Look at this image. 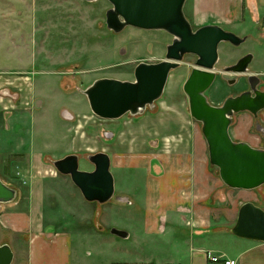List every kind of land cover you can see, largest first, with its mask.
Here are the masks:
<instances>
[{"label": "rangeland", "instance_id": "obj_1", "mask_svg": "<svg viewBox=\"0 0 264 264\" xmlns=\"http://www.w3.org/2000/svg\"><path fill=\"white\" fill-rule=\"evenodd\" d=\"M220 2L217 0H187L185 5V15L194 29L209 24L218 25L225 31L246 39L239 47L229 43H221L219 46V63L216 66L219 76L205 93L209 102L214 106H219L229 96H235L246 88V80L242 75L238 76L240 81L237 85L226 84V80L221 78L224 69L241 57L253 56L247 75L253 73L264 83V31H260V26L264 30L263 1L229 0L228 3L224 2L225 7L227 6L224 11L228 13L229 8L237 9L239 5L241 13L244 14L241 20L239 16L224 14L223 10L214 8ZM110 8L112 5L107 0L95 2L0 0V72L22 71L21 76H26L32 81L34 85L32 88L37 95V98L34 97L27 102L32 105L31 110L27 109V111L15 114L19 118L23 117L22 122L21 120L18 123L10 120L4 122V118L0 117V135L4 134L6 142L10 143L9 148H14L13 146H17L18 143H24V149L20 152L18 150L16 153L0 152V178L10 187L22 190L27 197L24 200L25 205L28 204L29 198H32L33 189H38L39 198L43 195L42 208L47 218H51L52 222L60 223V226L68 228L72 226L84 232L85 230H96L97 219L91 221L89 217L97 214V204H93V207L86 206L78 190V196L71 190L69 177L66 176L69 181L63 179L56 171L53 165L54 160L47 156L42 159L41 153L35 150L50 148L49 154L56 158L55 161L76 154L80 157V170L91 171L93 165L87 157L100 152L102 149L99 140L102 138L100 132L107 129L112 130L109 126L119 127L118 141L122 142L123 151L136 155L144 153H133V150L134 148H137V151L145 149L147 140L145 131L149 126L147 119L167 121L170 119L168 113L171 108L179 109L180 115L182 110L186 121L192 122L196 127L201 126L191 117L188 97L183 90L186 80L195 67L197 58L193 55H186L181 66L170 73L163 97L156 102L154 108H148L145 114L136 117L127 115L113 122L99 119L96 116L93 120L90 119L93 114L88 99L83 93L90 85L102 78L134 81V70L137 65L142 62L158 63L164 60L167 46L173 41V37L164 31H143L132 27L126 28L120 34H115L106 26L105 14ZM254 10L255 12H252ZM258 10L260 11L258 17L260 26L253 21L254 18L256 19L254 14ZM235 17L238 19L233 20ZM17 89H14V93H17ZM1 90L2 88H0L2 100L13 103L12 99L2 96ZM38 103L42 106L38 107ZM14 104L20 108L24 105L21 99L15 100ZM63 109L74 115V121L66 118ZM176 113L179 114V112ZM147 115H149L148 118ZM249 122L248 114L240 113L235 117V123L238 128L240 126L241 135L247 133L246 124ZM92 124L96 128L91 127ZM251 144L254 148L264 149V140L263 142L252 140ZM71 145L73 153L67 154ZM172 147L176 148V151H181L183 148L182 143L174 144ZM167 148L168 146L161 142L157 150L160 154L166 155L162 151ZM33 151L36 152L35 157H32ZM216 170L218 172V169ZM111 173L115 179V193L117 184L121 186L124 183V181L121 183L120 179H125V175L129 173V175L132 174L133 179H128L126 183L128 188L138 190V194H142L148 175L146 169L133 168L132 172L118 173L111 166ZM51 174L60 177V188L57 187L60 189L59 192H52L48 188L50 183H53L49 179L52 177ZM47 180L48 184L44 192L43 184ZM234 194L235 202L262 199L264 186L253 191H234ZM111 203H116V195ZM125 207L132 209V207ZM108 215L111 219L109 224L114 220L120 222L119 217H113L112 212ZM109 224L105 225L107 227L104 233L101 234L98 231L97 233L106 238L115 239L123 250L130 248L132 241L112 236L111 230L116 228ZM101 226L104 227V222ZM81 235L75 234L76 241L79 239L84 241L90 248L93 258H97L100 254L98 238L85 235L81 238ZM170 243L169 240L153 239L147 249L151 247H157L159 250L168 249ZM205 243L213 245L210 247L212 250H216L215 248L221 245V241L215 239ZM78 244L76 242V245ZM12 249L16 252L13 264H26V244L22 242L19 247L15 246Z\"/></svg>", "mask_w": 264, "mask_h": 264}, {"label": "crops", "instance_id": "obj_2", "mask_svg": "<svg viewBox=\"0 0 264 264\" xmlns=\"http://www.w3.org/2000/svg\"><path fill=\"white\" fill-rule=\"evenodd\" d=\"M217 1L221 2L214 8L224 11L227 7L225 3L229 0ZM262 1L264 4V0ZM229 13L231 16H239V20L244 15L239 5L237 9L229 8ZM229 13L224 11V14ZM259 16L260 11L258 10L254 14L256 19L254 18L253 21L260 26ZM238 18L235 17L233 20ZM260 31H264L261 26ZM21 72L10 70L0 72L2 96L13 101V103H8L0 97V117L4 118V122L6 120L14 123L20 120L22 122L23 117L19 118L15 114L27 111V109L31 110L32 105L27 102L34 97L37 98L32 88L34 87L32 81L26 76H21L23 75ZM15 88H18L17 93H14ZM19 99L24 104L22 108L14 104V101ZM41 106L42 104L38 103V107ZM4 110L12 112L7 113ZM178 110L171 108L168 113L170 119L167 121L147 119L149 126L145 131L147 137L145 149L137 151V148H134L133 150V153L144 152L140 155L123 151L122 142L118 141V126H109L112 130H103V127V132H100L102 138H99L102 145L100 152L111 155L112 168L118 173L132 172L133 168L146 169L148 175L142 194H138V190L128 188L126 184L128 179H133L132 174L128 173L125 179H120V182L124 181V183L121 186L117 184L116 203L110 201L99 205L89 203L83 198L86 206L93 207V204L98 206L97 214L88 216L91 221L97 219L99 225L97 224L96 230H85L84 232L72 226L68 228L60 226V223L52 222L51 218H47L44 214L43 195L39 198L38 189H33L32 198H29L27 205L24 202L27 197L22 190H18L17 201L0 204V244H9L14 248L24 242L26 244V264H100V262L102 264H215L208 260V253L234 259L238 264H264V243L241 239L232 234L240 207L246 202H253L264 209V197L244 202L234 201V191L241 190L230 189L221 181L217 170L210 165L208 147L201 126L196 127L192 122L186 121L183 118L184 112L181 110L183 114L180 115ZM62 111L65 112L67 119L74 121L75 117L72 113L64 109ZM261 115L264 119V111ZM94 116L93 114L90 119L93 120ZM233 124L230 133L232 137L237 136L233 137L234 141H245L250 145H252V140L257 141L248 133L251 127L250 122L246 124L248 131L245 135H241L240 126L237 127L235 118ZM91 127L96 128L93 124ZM88 129L91 130V128ZM161 142L168 146L165 151H162L166 155L160 154L157 150ZM177 143H182L181 151H176V148L172 147ZM9 144L4 134L0 135V152L16 153L24 149V143L13 146L15 149L9 148ZM49 149L35 151L41 153L42 159L47 156L55 161L56 158L49 154ZM72 151L73 146L71 145L67 154L73 153ZM35 156L36 152L32 157ZM51 175L49 179L53 183H50L48 188L52 192H59L60 177ZM60 176L68 181L70 179L71 190L76 196H78L77 190L81 194L70 177L67 179L64 175L60 174ZM48 180L44 183L45 186L43 184L44 192ZM125 206L132 207V209ZM109 212H112L113 217H119L120 222L114 220L109 224L111 220ZM103 222L104 227L101 226ZM106 224L126 231L129 236L123 240L132 241L131 247L123 250L115 239L101 235L105 232ZM97 231L101 234L99 235ZM75 234H82L81 238L83 235L98 238L96 240L99 241L100 254L97 258H93L90 248L84 241L81 239L76 241ZM153 239L169 240L170 248L159 250L157 247H151L147 249ZM212 239L221 241V245H218L216 250L210 248L213 245L205 243ZM85 241L89 240L85 239ZM76 242L79 244L76 245Z\"/></svg>", "mask_w": 264, "mask_h": 264}, {"label": "water", "instance_id": "obj_3", "mask_svg": "<svg viewBox=\"0 0 264 264\" xmlns=\"http://www.w3.org/2000/svg\"><path fill=\"white\" fill-rule=\"evenodd\" d=\"M95 2L97 0H85ZM112 8L106 12V26L115 34L132 27L143 31H164L173 37L166 57L158 63L142 62L134 70V81L114 78L96 80L83 93L92 113L99 119L116 121L127 115L136 117L154 108L164 95L170 73L177 70L186 55L197 58L183 90L188 97L191 117L201 124L207 143L210 165L218 169L221 181L230 189L253 191L264 186V149L246 142L234 141L230 130L236 114L248 112L254 117L264 111L261 79L249 76V91L229 97L221 106L212 105L205 93L214 84L219 63V46L235 47L246 39L225 31L218 25L194 29L185 15L187 0H107ZM252 55L243 57L224 70L223 79L234 85L239 75L248 73ZM264 134V128L259 130ZM80 157L68 155L54 161L56 171L71 178L89 203L104 205L115 195L111 158L100 152L88 156L93 170L82 171ZM19 192L0 178V204L17 201ZM111 234L127 239L128 233L112 229ZM232 234L238 238L264 243V209L253 202L244 203L238 213ZM15 253L9 244H0V264H13Z\"/></svg>", "mask_w": 264, "mask_h": 264}, {"label": "flooded vegetation", "instance_id": "obj_4", "mask_svg": "<svg viewBox=\"0 0 264 264\" xmlns=\"http://www.w3.org/2000/svg\"><path fill=\"white\" fill-rule=\"evenodd\" d=\"M245 57V56H244ZM243 57H241L240 59H238L234 64H231L230 66H233V65H235L236 63H238V61L239 60H241ZM229 67V66H228ZM227 68V67H226ZM225 68V69H226ZM224 69V70H225ZM218 73L219 72H217V77L219 76L218 75ZM223 74H224V72L223 73H221V78L223 79ZM250 75H255V74H253V73H251V74H249V75H247V74H245V75H242V76H244L245 77V80H246V88L243 90V91H241L239 94H236L235 96H229V97H237V96H239V95H241V94H243V93H245V92H247V91H249V89H250V85H249V81H248V79H249V76ZM239 81H240V79L238 78L237 79V81H236V83L234 84V85H237L238 83H239ZM225 83L226 84H228V81H225ZM260 89L262 90V91H264V83L261 81V86H260ZM228 97V98H229ZM227 98V99H228ZM226 101V100H225ZM221 105H223V103H221L219 106H221ZM246 114H248L249 115V118H250V123H251V127H250V129H249V131H248V133H249V135H251V136H253L255 139H257L259 142H263V140H264V134H262L261 132H259L258 130L261 128V127H263L264 128V120H263V117H262V115H261V113H259V115H258V117H254L252 114H250V113H248V112H245ZM238 114H236L235 115V117L237 116ZM234 126V124L231 126V128ZM253 132L255 133V134H253ZM242 142H245V141H242ZM246 143H248V142H246ZM249 144V143H248Z\"/></svg>", "mask_w": 264, "mask_h": 264}, {"label": "built area", "instance_id": "obj_5", "mask_svg": "<svg viewBox=\"0 0 264 264\" xmlns=\"http://www.w3.org/2000/svg\"><path fill=\"white\" fill-rule=\"evenodd\" d=\"M207 258L211 263H215V264H238V262L234 259H230V258H227L224 256L215 255L212 253H208Z\"/></svg>", "mask_w": 264, "mask_h": 264}]
</instances>
